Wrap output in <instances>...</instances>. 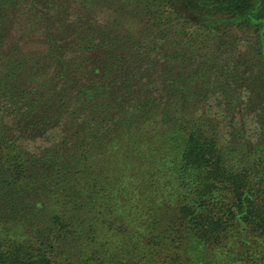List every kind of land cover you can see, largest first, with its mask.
Returning <instances> with one entry per match:
<instances>
[{
    "label": "trees",
    "instance_id": "1",
    "mask_svg": "<svg viewBox=\"0 0 264 264\" xmlns=\"http://www.w3.org/2000/svg\"><path fill=\"white\" fill-rule=\"evenodd\" d=\"M263 235L264 0H0V264H264Z\"/></svg>",
    "mask_w": 264,
    "mask_h": 264
},
{
    "label": "rangeland",
    "instance_id": "2",
    "mask_svg": "<svg viewBox=\"0 0 264 264\" xmlns=\"http://www.w3.org/2000/svg\"><path fill=\"white\" fill-rule=\"evenodd\" d=\"M179 8L185 13V15L189 18H193L194 17V13L191 12V10L184 8L181 6V4H179ZM249 134V132H248ZM38 144H42L41 141L36 142L34 144V147L37 146ZM261 239V248L264 249V235L262 237H260ZM113 240V239H112ZM244 253L241 254L240 256H233V259H230L229 257H226L225 255L221 254L220 251H215V253H198L196 255V259L199 260L198 263L195 262H190L189 264H253L252 261H250L249 257H248V249L245 247H243ZM221 254V255H220ZM237 257V258H236ZM213 259V260H212Z\"/></svg>",
    "mask_w": 264,
    "mask_h": 264
}]
</instances>
